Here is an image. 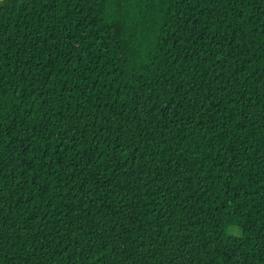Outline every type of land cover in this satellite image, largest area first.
<instances>
[{
	"label": "trees",
	"instance_id": "obj_1",
	"mask_svg": "<svg viewBox=\"0 0 264 264\" xmlns=\"http://www.w3.org/2000/svg\"><path fill=\"white\" fill-rule=\"evenodd\" d=\"M0 264H264V0L0 1Z\"/></svg>",
	"mask_w": 264,
	"mask_h": 264
},
{
	"label": "water",
	"instance_id": "obj_2",
	"mask_svg": "<svg viewBox=\"0 0 264 264\" xmlns=\"http://www.w3.org/2000/svg\"><path fill=\"white\" fill-rule=\"evenodd\" d=\"M0 1H3V0H0Z\"/></svg>",
	"mask_w": 264,
	"mask_h": 264
}]
</instances>
